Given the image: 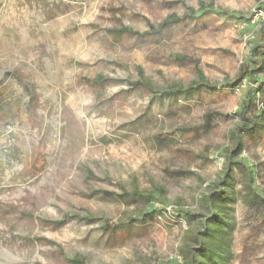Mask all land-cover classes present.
I'll return each mask as SVG.
<instances>
[{
  "label": "rangeland",
  "instance_id": "1",
  "mask_svg": "<svg viewBox=\"0 0 264 264\" xmlns=\"http://www.w3.org/2000/svg\"><path fill=\"white\" fill-rule=\"evenodd\" d=\"M186 14L196 20L159 32ZM259 51L264 0H0V79L12 89L0 264H186L185 246L218 214L231 264H264V202L247 199L246 175L264 198V140L239 132L250 89H264ZM138 68L154 93L138 89ZM197 69L217 91L162 95L200 84ZM100 75L115 82L98 110L86 80ZM230 160L244 168L213 204ZM106 220L131 226L128 239L110 238Z\"/></svg>",
  "mask_w": 264,
  "mask_h": 264
},
{
  "label": "trees",
  "instance_id": "2",
  "mask_svg": "<svg viewBox=\"0 0 264 264\" xmlns=\"http://www.w3.org/2000/svg\"><path fill=\"white\" fill-rule=\"evenodd\" d=\"M206 13L207 10H204ZM232 16H230L231 18ZM192 20H196V17L194 15L186 14L183 17H176L172 16L169 19L165 20L159 25V32L161 31H168L172 26L174 25H180L186 22ZM146 35L153 36L155 35V30L147 33ZM145 36V35H143ZM258 55H264V51H259ZM179 59L176 58L174 61H178ZM260 68H257L258 70L263 69V63L261 62L258 64ZM138 76H139V82L138 89L146 92H153V87L151 86L150 82L146 79L144 71L141 68L137 69ZM197 73L199 76V79L201 80L200 84H194L189 87H177L173 86L169 88V90L162 93V95H165L169 98L174 97H190L193 96L201 90L207 91L209 93L217 91L216 87L210 86L207 82L202 73L199 69H197ZM13 75V74H12ZM16 77L18 76L15 74ZM8 74L6 75V77ZM254 73L253 71L248 73V78H253ZM6 77L0 79V155H2L5 152V146H4V138L7 133V126L9 125L11 121V109H10V102L12 101V89L5 84ZM20 81L22 82V78L18 76ZM87 85L90 86V89L92 90V93L94 94V104L92 105V109H98L101 110L107 103H109V99L104 97V93L106 88L111 86L115 80L107 78L103 75L97 76L93 80H86ZM25 89L29 93V102H28V110L33 111L37 107V99L35 100V93L31 91V89L26 85ZM250 88V87H249ZM259 93V96L262 94L264 95V89L262 87H258L256 89H250V92L248 93V100L245 103L244 106V113L243 120L245 121V125L239 129V132L243 131L246 132V134H249L251 137L255 138L258 137L260 141L264 140V107H261L260 105H264V102H254L253 98L257 96V93ZM234 140H236L238 150H242V142L239 137V134H234ZM157 139H162L160 135L156 136ZM264 146V144H263ZM262 146V147H263ZM233 166H244L240 163L229 161V168L227 170L226 179L223 180V184L226 186L227 189H223L219 192H216L215 198L212 203L214 204L215 201L224 202L225 196L227 195V190L231 188L232 184L230 183L231 176L230 173L233 171ZM248 184L247 188L250 191V194L248 195L249 201H255L258 204L261 202H264V198H260L258 200L255 196V190L253 188L254 179L250 175L249 172H246ZM137 195V194H136ZM141 196V195H140ZM143 198V196H142ZM220 208V213H223V210H228L226 206H217ZM224 214H218L215 215L214 218L210 219L205 224V230L203 232L198 231L195 237L192 238V243L194 245H198L196 247L191 246H185V249L183 251V257L186 260V264H231L232 256L229 254V248L227 247V242L225 240V231H224V224H225V216ZM150 218H153L154 215L151 213L149 215ZM67 218H72L71 216H66L64 219L59 221H44V226H54L56 228H60L67 224ZM209 220V219H208ZM128 225V224H127ZM131 225V224H129ZM120 224H114L110 223V221L104 222V229L108 231L109 237L112 239H115V241H124L128 239L130 231L132 230L129 226H123L120 228ZM191 240V239H190ZM71 264H84V262L80 259H73L70 260Z\"/></svg>",
  "mask_w": 264,
  "mask_h": 264
},
{
  "label": "built area",
  "instance_id": "3",
  "mask_svg": "<svg viewBox=\"0 0 264 264\" xmlns=\"http://www.w3.org/2000/svg\"><path fill=\"white\" fill-rule=\"evenodd\" d=\"M261 152L264 154V146L262 147V150H261Z\"/></svg>",
  "mask_w": 264,
  "mask_h": 264
}]
</instances>
